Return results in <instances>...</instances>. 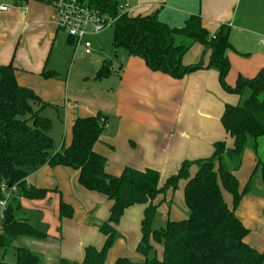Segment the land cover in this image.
Listing matches in <instances>:
<instances>
[{
	"label": "crops",
	"instance_id": "1",
	"mask_svg": "<svg viewBox=\"0 0 264 264\" xmlns=\"http://www.w3.org/2000/svg\"><path fill=\"white\" fill-rule=\"evenodd\" d=\"M2 1L10 7L0 11V64L13 63L17 67L19 85L33 89L51 105L48 109L58 112L61 108L62 114L58 117L62 126L60 132L64 135L61 142L55 143L56 150L71 143L72 128L78 117L105 115L107 121L94 150L106 158V170L119 176L126 167L152 168L160 172L162 185L178 172L184 161L211 157L217 141L225 140L228 148L233 146L222 117L226 106L237 105L241 97L226 91L218 70L207 67L211 51H205L202 44L176 37V42L185 46L182 58L185 65L201 60L205 63L203 68L183 78L154 71L143 58L128 55L119 74H110L103 79H97L96 73L104 59L96 57L95 73L84 75L81 86L71 85L59 70L75 40L62 36L51 0ZM254 1L125 0L129 5L125 11L132 16L156 11L160 21L176 28L183 27L190 16L200 15L204 27L212 35L222 25L229 26L233 48L227 53L230 70L226 82L235 87L240 77L253 78L264 68V19L258 18ZM261 4L264 11V0ZM44 70H55L60 76L45 78ZM262 146L264 149V136L260 139L259 149ZM260 158L264 161V156ZM256 165V153L246 149L241 166L235 172L240 191L245 189ZM197 169V165H192L190 175L193 176ZM78 176L79 171L71 167L44 165L27 177V184L48 189V196L43 200H19L21 207L26 204L38 213L39 219L34 224L48 234L45 239L22 238L61 249L64 256L61 258L69 262H81L88 245L97 248L104 245L105 237L98 224L108 218L111 206L106 196L85 189ZM256 184L261 187L259 180ZM185 185L183 180L176 191L170 189L158 198L161 201L158 212L165 223L168 219L188 217ZM249 192L251 209L255 211L248 214L250 217L244 211L241 213L247 197L236 210L247 228L253 226L256 219L262 222L264 208V199L254 196L255 193L264 196V193L255 188ZM222 193L232 206V195L224 188ZM61 198L74 208L72 218L59 219ZM145 207L136 204L126 209L117 226L118 238L107 254L106 264H113L120 256L143 258L137 252V245L142 236ZM246 242L260 250L261 239L250 238L248 234ZM154 246L161 255L162 246Z\"/></svg>",
	"mask_w": 264,
	"mask_h": 264
},
{
	"label": "trees",
	"instance_id": "2",
	"mask_svg": "<svg viewBox=\"0 0 264 264\" xmlns=\"http://www.w3.org/2000/svg\"><path fill=\"white\" fill-rule=\"evenodd\" d=\"M101 14L116 18L113 25L114 48L126 49L128 55L143 58L148 67L174 78L203 68L204 60L185 65L183 43L176 37L190 39L211 51L207 67L216 68L223 88L238 94L241 102L227 105L222 122L233 139L228 148L225 140L214 144L211 157L184 161L178 172L160 184V172L126 167L119 176L106 170V158L94 150L107 119L102 115L78 117L72 128V140L56 150L50 135L52 119L45 114L51 106L31 88L19 85L17 67L13 63L0 64V199L2 186L17 187L2 222L0 233V264H45L42 258L28 247L17 246L15 262L4 261V251L19 237L45 239L47 232L33 224L28 217L18 216L20 198L43 200L49 190L27 184V177L43 167L67 166L79 171L78 181L88 191L106 196L111 201L108 218L98 224L105 237L104 245L85 247L81 262L62 264H106L107 254L118 238L117 226L126 209L136 204L145 205L141 222V239L137 252L143 260L135 261L120 256L113 264H262L264 252L249 243V229L237 215L242 196L253 190V179L264 162L258 154L260 139L264 136V68L253 78L240 77L235 87L226 82L230 70L228 51L233 48L230 27L222 25L212 35L204 27L200 15H192L181 28L170 27L159 20L157 12L132 16L124 11L118 0H81ZM52 2V1H49ZM53 3V2H52ZM112 73L111 60H104L96 78L103 79ZM45 78H59V72L44 70ZM246 149L257 156V165L243 192L235 174L241 166ZM197 165L191 176L190 168ZM231 167L229 168V165ZM185 180L184 200L189 215L183 220L168 219L160 228L154 227L160 200L168 190L176 191ZM222 188L233 197L232 206L224 199ZM74 208L62 198L59 219L72 218ZM154 244L162 246L158 255Z\"/></svg>",
	"mask_w": 264,
	"mask_h": 264
},
{
	"label": "rangeland",
	"instance_id": "3",
	"mask_svg": "<svg viewBox=\"0 0 264 264\" xmlns=\"http://www.w3.org/2000/svg\"><path fill=\"white\" fill-rule=\"evenodd\" d=\"M119 5L121 7H123L125 10L129 8V5L125 2V0H118ZM255 7H257L256 14H258V18H262L264 19V11L262 8V4L261 2H263V0H255ZM255 9V8H254ZM62 30L61 34L62 36H65L66 38L69 36L68 33ZM88 35H87V40H89L92 44V54H84L82 52V48L80 45H78V43L75 41V44H71L70 45V49L67 51V57L65 58V61L63 62V65H61V69L59 70L63 77L66 78V81L69 82V84H74V85H79L81 86V84L84 82V75H88L89 73H95L96 71V67H95V58L99 57L100 60H111V65H112V76H116V74L120 73L121 70V66L124 64L125 59L128 56V53L126 51V49L124 48H114L113 46V33H114V27L113 25H107L106 28H104L102 31L96 33L93 32V28L89 27L87 29ZM103 60V61H104ZM262 99H264V94H262ZM46 115H48L49 117H51L52 119V131L51 134L54 136V140L55 143H59L61 142L63 135L61 134V122L59 120V117L62 114L61 108H58V112L55 109H47V111L45 112ZM106 117L105 115H102V118ZM263 146L258 149V154L260 157L264 156L263 153ZM243 159V158H242ZM263 161L262 158H260ZM231 167V164L229 165V168ZM261 166L258 168L255 177L253 179V183H252V187L255 189H258L260 192L264 193V178L262 177V173H261ZM258 180L260 181L261 184V189L258 188L256 185V182L258 183ZM242 192V191H241ZM256 195L254 196H258L259 198H263V195H260L257 193H255ZM250 196L251 193L248 191L246 192L243 196L242 199H244V197L246 198L245 201V206L243 209H241V213H245V215H247V217H250L251 215H248L249 213L254 212V208L251 209V205H250ZM231 198V202L233 203V197ZM242 199L240 201V203H242ZM30 199H28L29 201ZM27 201V202H28ZM230 202V204H231ZM240 205V204H239ZM238 208V207H237ZM254 210V211H253ZM262 222L259 221V219L256 221H254V224H252L253 226H248V228L250 229V233L249 236L250 238H255L257 237L258 239H261V246H260V252H264V208H262ZM17 215L18 216H24L26 215L27 217H30L33 224L36 223L34 221H37L39 219V215L37 212H35V210L31 207H28L26 204L23 205L21 207V209H19L17 211ZM165 224V220L162 217V214L159 212H157V217L156 220L154 222V227L155 228H160L161 226H163ZM250 225V224H248ZM42 241H34V242H27L25 241L24 238L19 237L12 246L8 247L5 251H4V256L3 259L4 261L8 262V263H14L16 256H15V252H16V247L20 246V245H26L25 247L30 248L32 251H34L35 253H37L43 260V262L45 264H62V250L55 247V246H45L43 243H41ZM156 250H157V254H159L158 248L155 246ZM64 257V256H62ZM135 261H141L143 260V258H139V259H134ZM264 264V261L263 263Z\"/></svg>",
	"mask_w": 264,
	"mask_h": 264
},
{
	"label": "built area",
	"instance_id": "4",
	"mask_svg": "<svg viewBox=\"0 0 264 264\" xmlns=\"http://www.w3.org/2000/svg\"><path fill=\"white\" fill-rule=\"evenodd\" d=\"M56 8L58 26L65 30L69 37L73 38L81 46L84 54L92 53V44L87 40V29L93 28V32H100L107 25H114L116 18L108 14H101L94 8L89 7L81 0H51ZM19 5V3H17ZM9 4L0 0V11H7ZM124 11L125 9L121 7ZM4 197L0 199V233L2 222L5 218V211L17 193V187L8 189L5 184L2 186ZM22 199V198H20Z\"/></svg>",
	"mask_w": 264,
	"mask_h": 264
},
{
	"label": "water",
	"instance_id": "5",
	"mask_svg": "<svg viewBox=\"0 0 264 264\" xmlns=\"http://www.w3.org/2000/svg\"><path fill=\"white\" fill-rule=\"evenodd\" d=\"M105 119H106V117H103V118H102V120H105Z\"/></svg>",
	"mask_w": 264,
	"mask_h": 264
}]
</instances>
